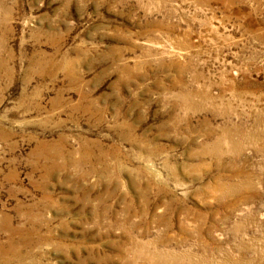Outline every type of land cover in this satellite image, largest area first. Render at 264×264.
Listing matches in <instances>:
<instances>
[{"label":"rangeland","instance_id":"obj_1","mask_svg":"<svg viewBox=\"0 0 264 264\" xmlns=\"http://www.w3.org/2000/svg\"><path fill=\"white\" fill-rule=\"evenodd\" d=\"M0 264H264V0H0Z\"/></svg>","mask_w":264,"mask_h":264},{"label":"bare ground","instance_id":"obj_2","mask_svg":"<svg viewBox=\"0 0 264 264\" xmlns=\"http://www.w3.org/2000/svg\"><path fill=\"white\" fill-rule=\"evenodd\" d=\"M221 138H224V137H221ZM218 141H219V140H218ZM220 141H223V139H221ZM230 141H231V140H230ZM223 142H224V141H223ZM216 143H218V142H216ZM219 143H220V142H219ZM231 143H232V142H231ZM231 143H230V144H231ZM230 144H229V145H230ZM220 145H221V144H220ZM214 146H215V145H214ZM215 148H216V146H215ZM9 238H10V237H9ZM10 239H11V238H10ZM8 241H9V240H8ZM10 241H12V240H10ZM11 244H12V243H11ZM7 259H8V258H7ZM4 260H5V258H4ZM8 260H10V259H8ZM1 262H3V261H1ZM4 262H5V261H4ZM8 263H10V262H8Z\"/></svg>","mask_w":264,"mask_h":264}]
</instances>
